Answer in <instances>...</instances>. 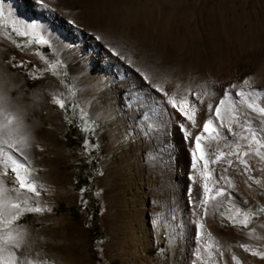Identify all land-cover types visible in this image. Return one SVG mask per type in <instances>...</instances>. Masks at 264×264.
I'll return each instance as SVG.
<instances>
[{
  "label": "rangeland",
  "instance_id": "374dc122",
  "mask_svg": "<svg viewBox=\"0 0 264 264\" xmlns=\"http://www.w3.org/2000/svg\"><path fill=\"white\" fill-rule=\"evenodd\" d=\"M88 1L83 0L80 5H89ZM73 4V0L67 2L69 6ZM127 4L131 19H138L127 34L137 37L139 42L146 37L154 23L151 16L153 12L162 14L159 19L172 16L179 28L186 21H191L192 28L184 47L172 52L165 48V54L170 52L182 61H191L193 57L211 56L222 50L226 64L232 61V65L236 66L247 57L256 62L258 68L264 66V0H128ZM0 27L13 40V52L8 62L12 65L23 62L22 66L12 69L27 79L25 91L28 96H37L38 99L27 120L39 124L34 155L32 159L29 158L30 168L34 169L29 179H36L40 196L36 198L32 193L22 190L19 198H16L22 208L24 199H28L29 206H37L38 199L40 207L51 208V212H25L13 222L16 227L30 233L26 239L28 249L25 255L29 251L28 257L39 258L47 264H235L231 260V255L235 254L241 264H264V258L251 255V251L264 252V212L259 211L264 207V173H248L261 177L259 185L249 181L259 189L255 204L239 208L227 202L221 207L218 214L224 226L222 238L227 244L221 246L220 239L209 235L200 234L195 237L187 227L188 222H205L212 233L206 221H197L189 209L180 204L163 206L161 196L153 198L147 193V197H144L146 188L140 187L141 180L146 186L148 178L151 186L160 183L157 174L150 173L148 176L145 171L142 175L139 172L142 159L145 158L144 147L140 144L143 142L139 139L143 138L146 144L151 141L147 129L152 123L146 111L141 110L135 117L131 110H120L118 115H131L137 133L129 127L113 131L115 127L108 112L113 92L109 93L108 90L110 87L115 88L118 82L111 79L109 72L103 73L96 69L98 73H95V70H91L81 86L78 78H83L82 72L75 67L67 50L57 46L47 32L35 29L29 31L10 11L0 12ZM18 32L25 35L20 36ZM41 37L48 43H38ZM77 37L81 39L82 35L76 33L74 39ZM200 73L199 69L191 75L179 76L176 73L172 78L170 97L177 100L185 98L187 91L199 83ZM226 80V84H231L232 79ZM260 85L264 87V83ZM120 88L124 90L123 86ZM242 88L230 92L227 97L222 96L220 100L226 102L223 109V105H219L220 100L216 105L220 108V116L215 117L213 111V118L210 119L221 118L219 122H224L228 102H239L241 98L235 93L241 92ZM97 93L101 95L98 103L93 104L91 100L96 98ZM54 95L65 99V110L52 103ZM70 107L73 108L77 123L85 121L86 132L73 146L68 145L65 136ZM246 119H250L256 129L264 128L260 124L264 117L256 113L249 114ZM238 126L236 131L239 134L248 127L241 123ZM142 130L147 132L143 135ZM7 137L16 142L21 135L12 133ZM258 138L261 139V145H264V132H258ZM261 145H257L250 136L243 143H233L232 146L239 154L249 151V156L243 158L259 168L253 156H256L257 148L264 153ZM92 151L95 163H92ZM3 156L0 157V176L5 178L9 190L16 193L12 189L19 185L13 183V165ZM91 166L98 167L93 176L94 188L91 191L98 199L99 226L103 232L98 238H95L88 225L91 219L84 206L87 200L76 189L77 174L84 167L92 169ZM240 166L244 169L243 165ZM6 170L8 174L5 176ZM213 196L215 191L207 196V207L213 203ZM144 207L147 208L145 215L142 212ZM2 208L3 202L0 199V211ZM246 215L250 223L244 228L238 222L243 221ZM0 221H3L1 216ZM253 228L254 232L251 231ZM0 231H3L1 227ZM241 243L247 244L251 251L245 252L239 247ZM101 248L102 253L99 251ZM219 252H224L222 259Z\"/></svg>",
  "mask_w": 264,
  "mask_h": 264
},
{
  "label": "bare ground",
  "instance_id": "6f19581e",
  "mask_svg": "<svg viewBox=\"0 0 264 264\" xmlns=\"http://www.w3.org/2000/svg\"><path fill=\"white\" fill-rule=\"evenodd\" d=\"M68 1L49 0L52 10H46L37 7L34 0H0V12L10 11L25 27L28 24H35L37 26L35 30L47 32L57 46L66 49L74 61L75 67L82 72L83 78L77 77L80 80L79 85L82 86L88 73L91 70L96 71V69L103 73L109 72L111 79H116L118 82L117 86L115 88L110 87L108 90L109 93L113 92L110 95L111 107L108 110L109 117L115 127L113 131L129 127L131 131L137 133V130L134 129L135 123L131 120V115H118L120 110L124 112L131 110L132 115L135 117L138 116L141 110L146 111L152 123L147 129L150 132L148 135L151 140L150 143L146 144L143 138L139 139L140 142H143L140 144L144 147L145 152V158L142 159L139 172L142 175L145 171L144 173L148 176L150 173L157 174L160 178V183L151 186L150 178H148L145 186L141 180V189L146 188L144 197H147V193H149L153 198L161 196L165 207L175 206L176 204H180L181 207H187L197 221L199 219L202 222L206 221L213 233L211 235L212 233L207 229L205 222V227L201 229L199 223L189 221L187 227L192 235L195 237L200 234L213 236L221 240V246L227 244L225 243L226 240L222 238L224 226L220 223L218 214L221 207L227 202L239 208L250 203L255 204L258 201L257 194L259 189L254 184H252V188H249L245 184L247 175L237 174L232 168H229L227 175L232 179L233 187L226 189L224 197H218L211 203L208 207L209 215L198 218L194 209L195 202L197 200L201 201L199 210L202 211L204 208L203 201L207 199L211 192H216L218 187L215 183L217 173L223 174V169L227 165L224 163H209L208 169H205L203 167L204 162L199 159L200 153L196 152L195 156L192 154L195 150V142L191 138L185 139L179 125L183 123L185 125L184 131H191L193 135H200L202 137L201 144L205 149L211 146L212 148L218 147V151L225 153L229 151L236 152L232 146L233 143H243L247 139H242V137L248 138L251 136L247 128H244V131H241L240 134L236 130L239 127V123L243 124L244 127L247 126L245 118L253 113L252 110L247 108L246 104L241 103L244 97L240 96L239 102L230 100L227 105L225 121H221V124L219 122L221 118L212 119L211 129L208 132H204L203 124L213 114V112H209L207 104L211 103L213 109H215L220 98L224 96L226 89L230 92H236L239 88L244 87L241 92H244L248 97V102L251 103L254 98L257 104L264 107V87L260 85L264 83V66L258 68L257 63L250 61L247 57L246 59L243 58L245 60L239 61L236 66L232 65V61L226 64L223 61L224 52L222 50L215 52L211 56H198L193 57L191 61H182L170 52L176 49L181 50L184 47L185 40L188 39V33L192 28L190 20L179 28L172 16H169L168 19H159L162 14L153 12L151 16L154 23L151 25L146 37L139 42L137 37L127 34L131 31V27L135 25L136 20H138L131 19L130 7L127 4L128 0H112L114 3H107V0H89V5L84 4L82 6L80 3L83 0H73V6L67 5ZM22 5L23 8L21 7ZM69 19H75L82 30L77 31L76 28L68 24L66 21ZM61 25L69 26V28L65 29ZM155 26H157V29H154ZM100 32L122 39L125 50L130 52L137 66L141 63H149L159 70L164 81V92L142 85L134 71L130 70L128 66L115 56L110 55L99 42L92 39L91 34ZM76 33H80L82 38L77 37L74 39ZM163 38H165L164 41ZM141 42L142 46H140ZM165 48L169 49V54L164 53L163 50ZM12 52V37L7 31H2L0 27V95L6 97L9 112L12 115L21 116L22 125L19 133L16 134L18 136L21 135V137L24 134H28L31 146L25 151L29 158L32 159L35 149L34 143L37 141L36 131L39 128V124L30 122L27 118L38 99L37 96H28L25 91L27 79L22 73L15 72L12 69V64L8 62ZM197 69L201 71L200 81L194 88L187 91V100L185 98L177 100L175 97H170L172 78L175 74L179 73V76L184 74L191 75ZM95 73L98 72L96 71ZM249 76L253 77L251 88L243 86L242 83ZM228 78L232 79L231 84H226V79ZM233 84L240 85V87L232 89L231 86ZM120 86H123L124 90ZM17 91L18 93L16 94L15 92ZM165 92L167 95L164 94ZM205 92L207 95H203ZM253 92L256 94L254 97L249 95ZM95 95L96 98L91 100L93 104L98 103L97 100L101 94L97 93ZM196 95H201L204 103L197 102L195 104L196 126H193L192 122L187 120L178 109L183 108L191 114L193 99ZM173 102H175L177 107L174 108L172 106ZM223 107L224 105L221 106V110ZM16 109L20 111L17 112ZM3 123H5L3 115H0V126ZM229 127L232 130L231 132H229ZM212 129H215V131ZM252 129L257 130L255 126H252ZM141 132L144 135L147 131L142 130ZM217 132L220 133V136L213 140L212 137ZM0 139H8V137L7 135H0ZM9 152H12V150H9ZM140 153L139 151L138 154ZM0 157H2L1 153ZM3 157L7 160L5 156ZM228 158L233 159L234 162L236 161L234 156ZM253 159L260 167L264 166V162H261L256 156H253ZM194 164L195 167H193ZM236 167L243 172L240 164L237 163ZM197 180L199 183H196ZM248 183L251 184L249 181ZM221 184H223V181H221ZM205 185H207V191L204 190ZM17 196V193L9 190L5 178L0 176V199L3 202L0 216L3 221L7 219L6 210L10 206L9 202L18 203ZM244 201H247V204ZM217 203L220 205L218 208L215 207ZM146 210V207L142 209L144 215L147 212ZM3 221H0V227L3 230L0 231V237L5 236L9 231H12L13 235H15L17 231L26 230L18 228L14 224L5 227ZM29 234V231L26 230V239ZM10 250L14 251L9 246L0 243V264H10ZM227 252L228 250L226 249L225 253ZM17 255H19V252ZM28 258L37 261L38 264L41 262L39 258Z\"/></svg>",
  "mask_w": 264,
  "mask_h": 264
},
{
  "label": "snow or ice",
  "instance_id": "6c2138e0",
  "mask_svg": "<svg viewBox=\"0 0 264 264\" xmlns=\"http://www.w3.org/2000/svg\"><path fill=\"white\" fill-rule=\"evenodd\" d=\"M34 3L37 5V7L46 9V10H52L50 8L49 0H34ZM68 24L76 28L77 31H81L80 25L75 19H69L66 21ZM26 27L29 29V31L35 29L37 26L35 24H28ZM20 36L25 35L23 32L17 33ZM92 39L99 42L102 47L105 48L106 51L109 52L110 55L115 56L118 60L122 61L126 66L130 68V70L134 71V73L137 75L139 80L141 81V84L150 87L153 90H158L160 92H164L163 88V78L162 74L157 70L153 65L149 63H141L139 66H137L136 61L132 59V55L129 51L125 50V45L122 41V39L118 37H114L111 35H107L103 32L97 33V34H91ZM38 43H48L47 40L43 39L41 37L38 41ZM19 46V45H18ZM23 62H20L19 64H13L12 67H19L22 66ZM52 67H55L53 65ZM252 81L253 77L249 76L243 80V86L252 87ZM240 87V85L233 84L231 86L232 89H236ZM167 95V93H164ZM230 91L225 90L224 95H229ZM203 95H207V93H203ZM235 95L244 97V99L241 101V103L246 104L247 108L251 109L253 113H256L259 117H264V107H261L259 104L256 103V100L253 98L252 102H248V97L245 95L244 92H237ZM253 97L256 95L254 92L249 94ZM185 100H187V97H185ZM204 103V100L201 98V95H196L193 99V107L192 112L189 114L186 112L183 108H179V112L186 117L187 120L192 122L193 126H196V119H195V104ZM52 103L58 105L62 110H65V99L60 95H54L52 99ZM220 105L224 104V100L221 99L219 101ZM174 108L177 107L175 102H173L172 105ZM207 108L209 112H213L214 114L219 117L220 116V108L216 107L213 109V105L211 103L207 104ZM17 112H19V109H16ZM0 115H3V119L5 123H3L2 126H0V135H11L12 133H19L20 127L22 125V119L19 115H12L9 112V107L7 104V99L3 95H0ZM86 116L87 113H84ZM245 124H247V131L251 133V138L257 145H261V139L258 138V132H264V128H257V130L252 129V121L250 119L245 120ZM260 124L264 125V119L260 120ZM212 120L209 119L207 122L203 124V131L208 132L211 129ZM223 126V125H221ZM180 129L184 133L185 139L191 138L195 142V150L193 151V156H195L196 152L200 153L199 159L203 161V167L205 169H208L209 163L211 164H217V163H224L227 165L223 169V174L217 173V180L216 184L218 187L216 188L215 196H213L211 199L216 200V197H224L226 194V189H230L233 187V181L232 179L227 175L229 172V168H232L237 174L240 175H247V179L245 180V184L252 188V184H249L248 181H252L254 184L259 185L261 183V177H256L253 175H248L250 172H257V173H264V167H254L249 163L248 160L244 159L243 157L249 156V151H244L242 154H239L237 152L229 151L227 153L223 151H218L217 148H212L209 146L207 149H205L202 144L201 140L202 137L200 135H193L191 131H184L185 125L181 123L179 125ZM215 131V129H212ZM231 128L229 127V132H231ZM217 136H220V133L217 132L215 136L212 137L213 140H216ZM242 139H247V137H242ZM0 153H2L6 158L7 161H10L13 167L11 168L12 173L14 174V184H18V188H13L12 191L16 192L19 198V194L22 190L27 191L28 193H32L34 197L39 198L40 192L37 190L36 187V179L32 178L29 179L32 175V171L34 169L30 168V160L29 156L26 154V149L30 148L29 138L28 134H24L20 139H18L16 142H12L9 139H0ZM19 145V146H18ZM85 146L87 147V141L85 142ZM227 147V145H225ZM261 147H264V145H261ZM249 148L251 150V142L249 144ZM7 149H11L12 152L7 151ZM15 153V155H13ZM255 155L259 157V160L261 162H264V153L260 151L259 148L255 149ZM206 156L208 157L206 159ZM236 157V161L234 162L233 159H230L228 157ZM214 157V158H213ZM240 164L244 166L243 172H241L237 167L236 164ZM195 167V164L193 165ZM7 168V164H6ZM22 172L24 173L22 175ZM7 170L4 172V175L6 176ZM221 181H223V184H221ZM196 183H199L197 180ZM204 190L207 191V185L204 186ZM10 203V206L8 207L7 211V219H5L3 222L5 223V227H8L13 224L14 221L18 220L19 217L25 213H43L44 211L51 212V208L48 207H40V201L37 199L36 204L37 206L32 207L29 206L28 199L23 200L24 207H21L20 203ZM245 204H247V201H244ZM203 204L205 207L202 211L199 209L201 208V201L197 200L194 205L195 214L198 218H202L203 216L209 215V209L207 207L208 201L204 200ZM219 203L215 205V207H219ZM259 211L264 212V207H261ZM239 224H241L244 228L248 227V224L250 223L249 216H245L243 221H239ZM234 226H236L234 224ZM199 227L203 229L205 225L203 223L199 224ZM251 231H255V228H253ZM0 243L3 245L9 246L10 249H14V251H9V257H10V264H38L37 261H34L32 259H29L25 252L28 249V245L26 243V230L25 231H17L15 235H13L12 231H9L5 236L0 237ZM102 243V242H101ZM239 247L242 248L245 252L251 251L249 246L247 244L241 243L239 244ZM99 251L102 253L103 249H99ZM19 252V255L17 253ZM251 255L253 256H259L261 258H264V252H258V251H251ZM219 256L221 259L224 257V252H219ZM199 259V257H197ZM231 260L235 262V264H241L240 259L235 255H231ZM39 264H47L46 261H41Z\"/></svg>",
  "mask_w": 264,
  "mask_h": 264
},
{
  "label": "trees",
  "instance_id": "16d2710c",
  "mask_svg": "<svg viewBox=\"0 0 264 264\" xmlns=\"http://www.w3.org/2000/svg\"><path fill=\"white\" fill-rule=\"evenodd\" d=\"M73 108L68 109V129L66 131V140L69 146L75 145L80 138H83L86 135L84 130L85 121L81 123H77V120L74 116ZM92 163L94 162V152L91 153ZM93 167V166H91ZM95 171H98V167L94 166L92 169L84 167L83 170L77 174L76 176V189L84 195L87 202L85 203V208L88 211V217L91 219L90 223H88L89 227H91L93 231V235L95 238H98L103 234L101 227L99 226V213H98V204L97 197L91 193L94 188L93 184V176ZM73 210V209H72Z\"/></svg>",
  "mask_w": 264,
  "mask_h": 264
}]
</instances>
